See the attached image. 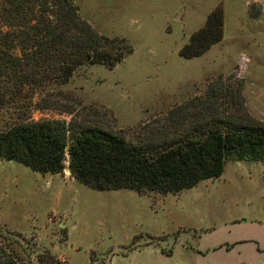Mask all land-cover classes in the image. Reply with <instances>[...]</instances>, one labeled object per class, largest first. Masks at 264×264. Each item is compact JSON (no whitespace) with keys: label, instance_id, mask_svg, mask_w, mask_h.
<instances>
[{"label":"rangeland","instance_id":"1","mask_svg":"<svg viewBox=\"0 0 264 264\" xmlns=\"http://www.w3.org/2000/svg\"><path fill=\"white\" fill-rule=\"evenodd\" d=\"M10 1L0 0L1 31L31 19L39 5L24 0L22 20ZM74 3L97 32L124 38L132 53L111 70L81 69L63 85L20 86L10 71L0 76V133L18 123L59 120L159 149L211 118L264 125V0ZM218 6L222 39L199 57L181 58L180 48ZM173 21L182 25L181 43ZM210 83H217V97L202 104ZM69 144L60 174L0 157V240L24 264H184L195 231L211 228L213 238L256 234L264 244V160L229 159L219 178L176 194L97 191L72 178Z\"/></svg>","mask_w":264,"mask_h":264},{"label":"trees","instance_id":"2","mask_svg":"<svg viewBox=\"0 0 264 264\" xmlns=\"http://www.w3.org/2000/svg\"><path fill=\"white\" fill-rule=\"evenodd\" d=\"M13 2L16 17L24 20L27 1ZM19 22L15 28L0 30V76L10 71L20 86L63 85L81 69L100 65L111 70L133 51L124 38L97 32L81 18L74 0H39L31 19ZM222 34L223 11L218 6L180 48L179 56L188 60L203 55ZM215 85L206 86L205 100L199 102L209 103L217 97ZM237 92L242 95L241 90ZM68 141L71 176L97 191L176 194L219 178L229 159L264 160V125L230 118L198 122L159 149L130 145L99 126L59 120L18 123L0 133V157L40 174H60ZM0 264L24 263L12 246L0 240Z\"/></svg>","mask_w":264,"mask_h":264},{"label":"crops","instance_id":"3","mask_svg":"<svg viewBox=\"0 0 264 264\" xmlns=\"http://www.w3.org/2000/svg\"><path fill=\"white\" fill-rule=\"evenodd\" d=\"M211 230L195 231L196 243L184 264H264V244L256 234L238 236L227 232L213 238Z\"/></svg>","mask_w":264,"mask_h":264},{"label":"water","instance_id":"4","mask_svg":"<svg viewBox=\"0 0 264 264\" xmlns=\"http://www.w3.org/2000/svg\"><path fill=\"white\" fill-rule=\"evenodd\" d=\"M170 27L172 31L177 34L179 43H181L183 40V36H184L181 23L173 21L170 23Z\"/></svg>","mask_w":264,"mask_h":264},{"label":"built area","instance_id":"5","mask_svg":"<svg viewBox=\"0 0 264 264\" xmlns=\"http://www.w3.org/2000/svg\"><path fill=\"white\" fill-rule=\"evenodd\" d=\"M60 264H69V263H67V261H62L60 262Z\"/></svg>","mask_w":264,"mask_h":264},{"label":"bare ground","instance_id":"6","mask_svg":"<svg viewBox=\"0 0 264 264\" xmlns=\"http://www.w3.org/2000/svg\"><path fill=\"white\" fill-rule=\"evenodd\" d=\"M66 174H67V172H66Z\"/></svg>","mask_w":264,"mask_h":264}]
</instances>
